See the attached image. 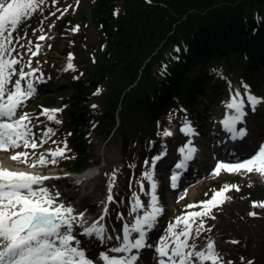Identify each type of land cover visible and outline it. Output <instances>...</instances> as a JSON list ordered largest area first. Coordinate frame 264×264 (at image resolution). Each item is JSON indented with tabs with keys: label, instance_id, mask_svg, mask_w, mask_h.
<instances>
[{
	"label": "rangeland",
	"instance_id": "1",
	"mask_svg": "<svg viewBox=\"0 0 264 264\" xmlns=\"http://www.w3.org/2000/svg\"><path fill=\"white\" fill-rule=\"evenodd\" d=\"M104 1L44 0L41 11L33 15L25 26H22L23 33H25L21 37L24 38L19 41V44L15 45L17 52H14L13 56L21 61L16 66L17 69L27 65L28 61L31 60V67H24V71L37 70L40 72L38 77H42V82L40 79L37 83H45L48 86V88L38 90L33 99L28 100L23 108L18 110L30 116L42 117L39 120L33 119L30 127L32 131L38 127L33 131L37 141L47 139V143L43 147L29 151L30 153L35 152V155H30L29 163L35 161L39 154L43 153L47 156L49 151L55 150L57 147H63L66 143L68 151L65 155L69 158H58L57 164L40 167L46 175H54L62 172L63 166L68 170H72V167L75 169L74 163L77 157H80V155L83 157L82 152H86L89 158L86 168L83 170H93L95 173L93 180L79 187L74 184L75 181L72 179L61 180L57 178L60 183L56 193H59V196L64 193H71L73 196L64 201L65 205L73 207L74 211L76 210V216L88 217L86 222L79 223L82 227V233L85 228L98 221L99 225L104 228L103 236L109 235L111 237L106 242L112 240L121 244V241L116 237H122L123 226L128 225L131 227L135 224L136 216L143 215L144 211H150L148 206L150 204L151 188L149 181L144 178V173L150 172L155 177L159 173L154 172L152 168L159 171H168L172 170L174 168L172 166L176 163L174 149L176 147L175 142L178 139L170 140L162 133L171 126L175 132L182 135L181 129L184 128L185 124L194 123L201 132L209 135L210 130L217 131L219 129L218 121L222 114L227 112L228 105L237 96V93H239V96H245L253 91L248 85L250 84L249 81L245 78V75L249 72V66L246 64L247 59L240 65L237 63V57L231 55V65L224 59H218L211 63L209 69L203 72L204 75L210 76V80L204 87L203 94L205 95L200 97L196 105L192 107V112H188L182 105L178 104L177 107L169 111L164 120L158 123L157 136L161 141L158 146H161L160 143L164 144L165 140H167V144H164L166 146L164 159L156 162L154 167H152L154 160L151 151L154 144H156L155 140H143L140 137V132L134 131L131 127H126L128 139V145L126 146L121 129H114L115 131L111 133L106 132L110 130L107 127L109 118L105 116L103 111L109 107L105 105L104 102L106 101H104L105 96L103 95L113 94L111 90L107 89L110 86L105 88L103 84L98 86L94 93L96 97H99L97 99L92 98L89 101L92 116L75 126L71 123L73 113L78 114L77 117L80 116L78 119H83L86 112L81 113V107L78 110L74 108L71 111L72 105L76 102L71 104L64 102L76 92L75 87L69 91L71 85L75 82L86 81L91 70L96 68L98 59L105 63L107 61L111 62L112 57L120 51L116 47L114 55L109 54L108 45L105 42L100 43L102 31L118 26L119 19L126 15L127 10L132 14H140L143 9L145 10L149 6V0H119L118 2L112 1L108 8L107 4L103 3L105 9H100L99 6ZM105 11L113 12L115 20H106V14L103 13ZM142 16L146 15H139V17ZM150 21L158 22V24H155L156 27L162 26L159 35L155 38L157 46L153 51V53L155 52L154 55L158 51V55L154 58L161 64L169 54V47L164 44L168 33L164 29L165 26L160 23L158 16L150 18ZM14 35H18V33H14ZM41 35H44L46 39L40 40L39 36ZM113 40L110 38L109 42ZM28 41L31 42L30 46L33 51L39 45L38 55L32 56L27 51ZM121 43L119 40V46H123ZM21 45H25V47H21ZM17 53H19L18 56ZM69 55L72 57L71 61H69ZM164 56L165 59H163ZM134 59L139 60L137 65L145 67L147 58L134 57ZM69 62L73 65L72 69L67 68ZM94 63L96 64L93 65ZM153 63L155 64V62ZM76 65H80V69ZM120 72L125 75L124 71L121 70ZM190 75H201V68H194ZM16 78L14 76L13 80ZM254 78L256 83L254 88L259 89V92L264 94V70L255 72ZM22 84L24 87L26 81H22ZM125 84H122V86ZM98 90L99 94H96ZM257 95L262 102L256 108L259 113L257 112V115L252 116L254 133L250 137L254 142V148L257 144L258 148L247 159L257 152L259 147L262 146L260 142L264 139V95ZM50 97H53L55 102L47 103ZM45 109L49 111L62 109L57 114L62 123L57 125L48 121L42 115V111ZM207 113L209 119H207ZM48 128H52L54 134L46 138L43 133ZM202 148L205 160L202 158L201 161L204 169L201 172L202 177L200 179L189 182L185 189L173 193L165 177L163 183L167 188H162L160 199L157 196L158 206L163 209V212L157 217L154 225L156 226L155 229H158L156 234L159 233V235L151 236L154 247L161 238L168 235V226L175 223L177 217L185 215L186 212L201 210L200 208L189 209L188 205H199L203 201L210 200L213 194L222 190L225 185H236L240 191L232 190L226 193L231 199L226 200L221 206L212 210L211 215L215 216V219L204 218L206 230L190 239L189 243L195 244L196 250L204 251L207 241L212 240L216 251L221 257L220 264H229V262L231 264H249V261H252L253 264H264V241H261L264 237V208L252 207L253 202L257 204L264 203V177L256 173L241 172L236 174L223 170L219 175H213L218 163L229 162L217 159L212 148L208 146H202ZM16 151H24V149H17ZM12 154V152L4 153L8 158ZM48 158L50 159V157ZM145 161H148L147 165ZM15 167H17V164ZM130 170L132 179L128 180L127 174ZM135 171H138L137 175H134ZM113 172H115V183L111 189L113 200L109 202L107 196L109 195V184L112 182ZM186 180L182 179L180 183L183 184ZM246 191L251 192V196H246ZM136 197H139L144 208L133 212ZM180 197H183V199ZM107 203L110 206L108 210H105ZM250 212H256L257 215L255 217L250 216ZM101 217L103 218L101 219ZM76 227H78L77 224L73 227V235L78 240L79 236L76 234L79 233V230ZM193 227L195 228V225ZM207 229H211V231H207ZM233 241H238V243H232ZM261 244H263L262 248H260ZM93 245L94 243L88 244L90 249ZM83 250L88 251L86 248ZM152 257L151 253L147 254V264L151 263ZM152 264H157V262L152 261Z\"/></svg>",
	"mask_w": 264,
	"mask_h": 264
},
{
	"label": "snow or ice",
	"instance_id": "2",
	"mask_svg": "<svg viewBox=\"0 0 264 264\" xmlns=\"http://www.w3.org/2000/svg\"><path fill=\"white\" fill-rule=\"evenodd\" d=\"M43 3L44 0H0V152H12L10 160L31 168L44 167L48 164L55 165L58 158H69L65 155L68 151L65 143L63 147L49 151L47 156L43 153L39 154L35 161L29 163L30 155H35V152L30 153L27 150L43 147L47 139L37 141L30 127L32 121L29 114L18 115V110L22 109L25 103L36 94V88L31 79L35 77L36 70L24 71V67H31V60L27 65L17 69L16 66L21 61L13 56V53L17 52L15 45L19 44L24 37L14 35V33L21 31L22 26H25L33 15L41 11ZM39 39L45 40L46 37L41 35ZM28 45L27 51L32 56L38 55L39 45L36 46L35 51L30 46V41ZM71 59L69 55V61ZM72 67V63L69 62L67 68L72 69ZM14 76L17 77L15 80H13ZM39 79L42 82V77ZM22 81H26L24 87H22ZM96 94H99V90ZM238 96L239 93H237ZM247 100L253 110L262 102L251 95L247 97ZM228 107L234 109L236 115L225 121V126L232 133L233 139H242L247 134L246 130L237 131L235 125L242 122L245 115L243 101H237L234 98ZM61 111L62 109L51 111L45 109L42 115L48 121L58 125L62 123L57 116ZM182 131L185 135L194 134L188 124H185ZM53 134V129L48 128L43 136L48 138ZM162 134L163 136L172 135L168 131ZM17 149H24V151H16ZM195 151L194 147L189 146L183 157L184 162L177 164L176 167L185 168L187 161L193 158ZM160 158L157 156L155 160ZM155 160L152 167L155 165ZM145 164L147 165L148 161H145ZM221 170L236 174L256 173L264 177V146L259 147L257 152L246 160L234 164L218 163L213 175H219ZM144 178L150 182L151 192L148 206L150 211H144L143 215L136 216L135 224L131 227L123 226L122 237H116L121 241V246L114 247L110 251L124 255L117 258L100 253V259L104 264H136L140 250L151 247L146 244V235L155 225L163 209L158 206L156 184L152 181V173L145 172ZM49 179L52 177L13 171L0 166V264H93V260L86 256L85 251L79 247L80 242L73 235L74 225L82 221L83 216H75L73 207L57 203L59 193L53 195L44 184ZM111 181L107 196L109 202L113 200L111 189L115 183V172L112 174ZM171 181L172 187L175 188L176 174L172 175ZM232 190L240 191L236 185H225L222 190L215 192L210 200L203 201L199 205H188L189 209L200 208L201 210L186 212L185 215L177 217L175 223L169 224L168 235L161 238L159 245L155 248L158 256L157 264H220L221 257L212 240L207 241L204 251L196 250V245L190 244L189 240L206 230L204 218L215 219V216L211 215L212 210L231 199L226 193ZM180 198L183 199V197ZM252 207L264 208V203L253 202ZM142 208L144 205L139 197H136L132 211L137 212ZM249 215L255 217L257 213L250 212ZM103 233L104 228L97 221L85 228L83 234L95 235L103 239ZM131 233H137L138 236L133 238ZM232 243H238V241ZM249 264L253 262L249 261Z\"/></svg>",
	"mask_w": 264,
	"mask_h": 264
},
{
	"label": "trees",
	"instance_id": "3",
	"mask_svg": "<svg viewBox=\"0 0 264 264\" xmlns=\"http://www.w3.org/2000/svg\"><path fill=\"white\" fill-rule=\"evenodd\" d=\"M112 1L119 0H105L100 9H105L103 3L110 7ZM126 12L118 26L101 33L100 43L108 45L110 55H114L116 47L120 51L111 62L98 59L88 79L75 82L69 89L75 87L76 92L64 102H76L71 111L81 107V113L86 112L83 119L73 113L71 123L75 126L92 116L89 101L99 97L94 92L102 84L104 88L110 86L107 89L113 93L103 95L109 107L103 111L109 118L110 130L106 132L121 129L125 141L128 127L141 135L154 136L157 120L175 104V98L186 107L194 106L208 78L203 72L218 59H224L229 65L231 55L237 57L240 65L247 59L249 72L245 78L253 87L256 85L255 71L264 67V0H149V6L140 13L146 16ZM103 13L106 20H115L113 12ZM156 16L168 33L164 44L169 47V54L161 64L154 58L158 51L153 53L157 46L155 38L162 27L150 21ZM110 38L114 40L109 42ZM119 40L123 46H119ZM134 57L147 58L145 67L137 65L139 60ZM194 68H201V75H190ZM49 102L55 99L50 97ZM82 153L83 157L80 155L74 164L76 171L86 168L89 157L86 152ZM245 193L251 196V192Z\"/></svg>",
	"mask_w": 264,
	"mask_h": 264
},
{
	"label": "bare ground",
	"instance_id": "4",
	"mask_svg": "<svg viewBox=\"0 0 264 264\" xmlns=\"http://www.w3.org/2000/svg\"><path fill=\"white\" fill-rule=\"evenodd\" d=\"M36 77H37V75H35V77L31 78L33 80L34 87L36 88V90H41V89H44L46 87L48 88V86L45 83L38 84L40 79L37 80ZM37 81H38V83H37ZM22 87H23V84H22ZM33 97L31 99H33ZM31 99H29V101ZM230 109L231 108L227 107V111H229ZM207 119H209L208 113H207ZM212 139H213L212 140V144H214V143H216L215 140L218 139V137L216 136V137H214ZM260 144L262 146H264V139L260 142ZM256 148H258V144H257V146L255 148L252 147L251 151L249 152L250 155H251L252 152H254V150H256ZM27 151H31V149H28ZM4 153L5 152H0V166H3L5 168H9V169H11L13 171H24V172H29V173H32V174H35V175L48 176L45 173H43V171L41 170L40 166H37L36 168H31V167H28V166H26L24 164H21V163H18V162H14V161L10 160V158L5 156ZM247 157L248 156H246L244 159H247ZM30 163H32V162H30ZM16 164H17V167H15ZM72 169H74V167H72ZM67 172L70 173L72 171L67 169ZM69 173L67 174L69 176L63 175V174H60L61 176L59 175L58 177H56L57 174L49 175L48 177H52V179H49V180L45 181L44 184H45V186H47L49 188L50 192L54 195L55 194V190L57 189L58 184L60 183V181H58L57 178H68L69 177L70 179L75 181L74 184H76L77 186L80 187V186L85 185L86 183H89L91 180H93L94 174H95L93 172V170H88V171H85L83 173H77V172H73L72 174H69ZM177 177H178V175H177ZM198 177H199V175L194 177V178H192V179L196 180ZM186 185L187 184L181 185L179 187V189H183L184 186H186ZM72 196L73 195L71 193H64L61 197H59L57 203H63L67 199L72 198ZM68 206H70V205H67L66 207H68ZM75 214L76 213L73 212V215H75ZM76 229H77V227H76ZM156 230H158V229H156ZM156 230H152L151 233H153V234L156 233ZM109 247L110 248H114L115 247L114 243H111L109 245ZM148 252H150V251H148ZM111 254L114 255V252H111ZM149 260H150V258H149ZM149 264H152V263H149Z\"/></svg>",
	"mask_w": 264,
	"mask_h": 264
}]
</instances>
